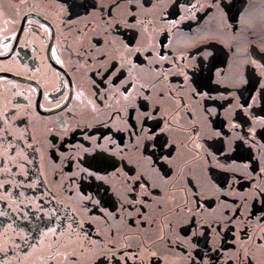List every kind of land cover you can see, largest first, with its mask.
<instances>
[{
    "label": "snow or ice",
    "instance_id": "6c2138e0",
    "mask_svg": "<svg viewBox=\"0 0 264 264\" xmlns=\"http://www.w3.org/2000/svg\"><path fill=\"white\" fill-rule=\"evenodd\" d=\"M11 4L0 115L64 198L0 222V264H264V0Z\"/></svg>",
    "mask_w": 264,
    "mask_h": 264
},
{
    "label": "flooded vegetation",
    "instance_id": "af4514ba",
    "mask_svg": "<svg viewBox=\"0 0 264 264\" xmlns=\"http://www.w3.org/2000/svg\"><path fill=\"white\" fill-rule=\"evenodd\" d=\"M227 2V0H225ZM251 2L258 3L259 0H251ZM47 3L55 6L56 0H47ZM0 5H3L5 15L0 17L2 19H16V12L13 8L18 10V5H12L11 0H0ZM21 21L16 19V24L19 25ZM187 30V29H185ZM259 30V28L257 29ZM39 44V41H37ZM197 44L207 43V41H196ZM219 47L220 45H215ZM2 66V65H0ZM14 78V77H10ZM225 83L229 85V91L234 90L232 85L234 83L231 80H227ZM27 87V85H23ZM223 87V85H221ZM259 87V85H257ZM253 95H257L254 91ZM217 103H220L219 101ZM11 105H9L10 107ZM264 105L257 107L254 111L258 115H264ZM4 111V105L0 104V113ZM217 121L221 117L215 118ZM0 138L4 137L3 128L6 127L11 134L8 138L0 139V212L6 213V216L0 217V222H6L11 218L12 227L17 225L24 227L27 224L22 217L24 213H27L29 217H32L33 213L37 211V204L39 203V197L42 193L47 192L48 189L53 190L58 198H64L60 192V181L53 177V169L49 166L47 160L41 162L39 156L30 155V151L25 152L22 147L16 142L14 137L21 135L23 131V125L17 127L16 117H10L7 121L3 120V116L0 115ZM227 133L228 130L224 129ZM79 139V135H77ZM10 144L15 145V152L10 148ZM28 156L29 159L41 163L40 172L43 175L37 173L35 164H28L24 161L23 157ZM59 175V173H57ZM43 180V185L40 181ZM247 191V188H245ZM66 199V198H65ZM50 207V206H49ZM48 209L45 208V212ZM35 219V217H33ZM14 232L9 229L5 232L3 227H0V247H4L7 244L8 238L13 237ZM228 243H231L230 239ZM16 255H19L18 253ZM16 255L9 253L10 264H17ZM2 256V254H0Z\"/></svg>",
    "mask_w": 264,
    "mask_h": 264
}]
</instances>
